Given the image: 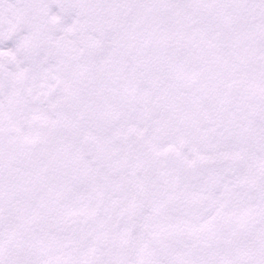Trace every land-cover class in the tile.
<instances>
[{"label": "snow or ice", "instance_id": "snow-or-ice-1", "mask_svg": "<svg viewBox=\"0 0 264 264\" xmlns=\"http://www.w3.org/2000/svg\"><path fill=\"white\" fill-rule=\"evenodd\" d=\"M0 264H264V0H0Z\"/></svg>", "mask_w": 264, "mask_h": 264}]
</instances>
